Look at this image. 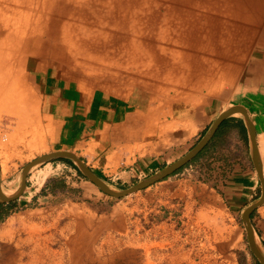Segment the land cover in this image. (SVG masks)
<instances>
[{"label": "rangeland", "instance_id": "1", "mask_svg": "<svg viewBox=\"0 0 264 264\" xmlns=\"http://www.w3.org/2000/svg\"><path fill=\"white\" fill-rule=\"evenodd\" d=\"M200 6L259 21L264 40V0H192L175 7L168 0H0V175H13L7 190L20 181L28 161L52 150L75 152L119 187L188 150L210 123L174 152L164 155L161 149L163 162L140 168L143 155L156 154V146L144 140L153 118L160 116L149 98L144 111L137 106L123 113L139 119L140 130L127 140L116 136L122 121L96 122L84 129L83 117L61 106L66 94L61 97L60 89L71 78L76 96L87 101L94 90L124 96L146 90L154 100L175 86L172 94H178L182 82L175 78L199 77L188 69L189 62H201L195 54L202 47L200 38L189 41L187 32L200 28L192 24ZM166 21L171 34L163 32V42L175 41L187 51L162 46L154 52L140 46L128 53L132 66L118 64L125 61L126 44L133 45L139 35V42L150 46ZM220 24L232 43V23L224 19ZM259 144L263 171L264 141ZM43 165L46 169L34 177V185L40 177L55 178L61 192L40 197L1 224L0 264H259L242 218L259 191L248 140L215 142L178 172L118 198L67 162L48 160ZM239 165L251 170L242 189L251 193L233 202L236 192L226 196V182ZM249 220L264 256V203Z\"/></svg>", "mask_w": 264, "mask_h": 264}, {"label": "crops", "instance_id": "2", "mask_svg": "<svg viewBox=\"0 0 264 264\" xmlns=\"http://www.w3.org/2000/svg\"><path fill=\"white\" fill-rule=\"evenodd\" d=\"M185 1L192 0H168V6L175 7V3H183ZM183 8L187 10V8ZM193 14L198 16V21L196 22L195 20L192 24H199L200 28L196 32L189 30L187 34L190 37L189 41L195 39L197 35L199 36L202 47L196 50L195 54H197L198 60L201 62H189L190 68L188 69V73H193L196 70L199 77L197 80L195 79V75L191 76L189 74L186 77L181 75L178 78L174 77V81L182 82V85L178 84V89L182 88V91H176L178 94H172L175 86L167 92L156 94V100H153L150 93L146 90L140 94L134 91L130 96H124L122 93L117 95L102 92L100 94L94 90V93L92 92L93 94H91L93 97L91 96L90 103L89 100L87 101L83 97L76 96L71 78L65 83L63 82V88L60 89V93H62L61 97L66 94V97L64 96L66 104L60 102L61 106L66 105L68 108H72V112H75L76 115L82 116L81 122L84 129L88 128L91 124L95 126L96 122L106 125L122 121V127L116 136L122 139L126 138L127 140L133 138L140 128L137 127L138 118H133L131 115L126 116L123 113H126L127 109H136L137 106V109L144 111L149 106V98L151 100L150 107L154 108V110L156 109V114L160 116H156V118L152 117L154 119L152 121L153 125L147 128L145 133L147 139L144 140L156 146V151H152L156 152V154L155 156L152 154L143 155L140 158V168L147 167V165L151 167L154 164L158 165L161 161L163 162L164 155L174 152V148L178 144L182 145L187 140L194 138L207 124H211L223 110L230 106H237L246 112L254 128L257 147L260 145V139L264 141V40H260L263 24L260 25L257 20H239L240 18L230 17L223 12H218L215 8L206 9L203 6H200V9L196 10ZM224 19H228L232 23L230 28V32H234L230 34L233 40L232 43L227 42L229 34L225 30L226 27L222 28L220 24V21ZM169 29L168 22H164L160 26L159 35L151 40L150 46H143L139 42L142 40V36L138 35V37H135L133 45L130 44L128 48L127 44L125 45L124 63L118 64L132 66L133 61L129 59L128 53L132 48L139 49L140 46L144 48L149 47L154 52H158L162 46L187 51V48L176 45L175 41L174 44L163 42L161 34L163 32L171 34ZM190 51L193 52V50ZM77 95H81V92L77 93ZM137 97L138 102H130L132 98ZM238 112L225 117L203 148L181 166L189 165L192 162L191 160H196L215 142H224L233 138L239 141L248 140L244 117L241 112ZM154 121H156L155 125ZM204 133L199 135L192 146L196 144ZM141 138L143 136H139L137 139ZM169 147L171 148L170 151L168 150ZM163 148L166 150V153L159 155ZM241 153L243 154V149H240ZM173 161H166L160 168ZM50 165L52 166V163ZM45 166L36 168L34 173L36 177L40 176L44 169H46L43 168ZM171 173L164 178L174 174ZM5 175L6 178L4 177ZM5 175H0V181L3 188L6 189V183L13 175ZM251 177V170L248 166H237L233 171L230 181L226 182V196L228 193L230 194L231 190H234L236 193L233 202L243 200L244 195H247L246 193H251V190L246 193L242 190L244 188V180L249 181ZM56 183L57 180L55 178L40 177L35 185L33 184L32 190L28 194L22 195L18 200L0 201V229L3 222L14 218L22 208L25 209L29 205L31 206L35 200H39L40 197L46 196V194L61 192V189L56 187ZM23 188L20 192L23 191ZM8 191L10 192L11 189Z\"/></svg>", "mask_w": 264, "mask_h": 264}, {"label": "water", "instance_id": "3", "mask_svg": "<svg viewBox=\"0 0 264 264\" xmlns=\"http://www.w3.org/2000/svg\"><path fill=\"white\" fill-rule=\"evenodd\" d=\"M240 111L244 117L245 124L247 127L248 132V142H249V150H250V156L251 160L253 162L257 178L259 181V191L256 196V198L249 203L242 211V218L243 222L246 228V235L247 240L249 244V248L251 252L254 254V256L258 259L259 264H264V256L260 253L258 250V247L255 242V235L254 231L252 229V225L250 223V214L251 212L259 205L264 203V174L262 171V162L260 159V154L258 151L256 139H255V132L253 125L248 118L246 112L237 106H230L223 110L209 125L206 132L203 134V136L196 142L194 146H192L184 155L176 159L175 161L166 164L162 168H160L157 171H154L153 173L148 174L142 179L137 180L133 184L126 186V187H119L115 186L112 183L108 182L104 178H102L100 175H98L96 172H94L89 166H87L83 159L78 156L75 152L67 149H57L52 150L49 152H46L44 154H41L30 161H28L22 168L24 169L25 174V182H24V188L23 191L20 193H11L5 188H3L1 181H0V201H9V200H18L22 195L28 194L30 190H32L33 184H34V177H35V170L38 168V166L46 162L48 160H52L55 158H69L73 163L76 164V166L79 168V170L92 182H94L98 188H100L103 192L113 196V197H123L125 195L134 193L138 191L139 189H143L147 187L148 185L164 178L168 174H170L173 170L180 167L182 164L193 158L207 143V141L210 139V137L213 135L214 131L220 124V122L227 116Z\"/></svg>", "mask_w": 264, "mask_h": 264}, {"label": "bare ground", "instance_id": "4", "mask_svg": "<svg viewBox=\"0 0 264 264\" xmlns=\"http://www.w3.org/2000/svg\"><path fill=\"white\" fill-rule=\"evenodd\" d=\"M237 113V112H236ZM238 113H240V112H238ZM242 114V113H241ZM263 172H264V170H263ZM12 181V180H11ZM24 182H25V174H24V169H23V171H22V175H21V178H20V181L19 180H17V182L14 184V185H12L11 187H10V189H11V193H20V191L22 190V188H23V186H24ZM10 183V182H9ZM7 189V188H6ZM256 242V245H257V247H258V250L259 251H261L262 249L260 248V246H259V241L257 240V241H255ZM261 253V252H260Z\"/></svg>", "mask_w": 264, "mask_h": 264}, {"label": "trees", "instance_id": "5", "mask_svg": "<svg viewBox=\"0 0 264 264\" xmlns=\"http://www.w3.org/2000/svg\"><path fill=\"white\" fill-rule=\"evenodd\" d=\"M58 160L63 161V162H67V163H69L70 165H72L73 167H75L76 169H78V167L76 166V164L73 163V162L71 161V159H69V158H65V157H62V158H55V159H52L51 161H58ZM191 161H193V160H191ZM184 166H185V165L181 166L180 168H178L177 170H175V171L172 172V173L178 172L179 169L183 168ZM78 171H79V169H78ZM79 173H80L81 175H83L80 171H79ZM172 173H171V174H172ZM59 185L62 186L61 184H59Z\"/></svg>", "mask_w": 264, "mask_h": 264}]
</instances>
